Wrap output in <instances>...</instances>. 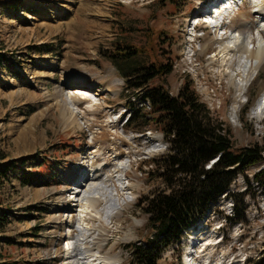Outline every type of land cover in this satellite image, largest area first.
Instances as JSON below:
<instances>
[{"label":"rangeland","instance_id":"374dc122","mask_svg":"<svg viewBox=\"0 0 264 264\" xmlns=\"http://www.w3.org/2000/svg\"><path fill=\"white\" fill-rule=\"evenodd\" d=\"M176 2L0 0V264H82V243L96 247L86 264H133L129 246L156 239L141 200L166 188L158 166L168 144L143 99L145 89L134 86L143 81L137 77L141 69L132 72L133 86L119 70L112 55L117 43L144 47L160 35V45L163 39L166 43L145 64L157 59L172 62L173 69L145 87L162 85L176 95L189 80L214 118L231 129L236 146H264V115L253 113L264 70L249 84L247 97L236 99L227 65L202 49L207 35L224 30L201 24L196 28L201 36L191 34L193 22L203 18L199 10L203 5L209 10L213 2ZM251 6L252 0L242 2L232 30ZM247 28L244 33L255 32ZM114 78L121 83L112 88ZM76 88L99 93L97 101L80 97L82 128L64 121L59 105ZM25 134L30 142L23 146ZM13 160L17 167L8 168ZM263 166L254 164L239 174L229 190L241 192L237 204L221 195L181 244L162 251L158 264H186L195 246L205 250L204 261L213 254L214 264H247L258 256L264 247V188L252 178ZM23 170L28 184H22ZM107 172L119 185L122 202L112 201L111 209L105 201L82 208L79 190L96 182L93 190L101 191L99 180ZM94 174L100 178L92 179Z\"/></svg>","mask_w":264,"mask_h":264},{"label":"trees","instance_id":"16d2710c","mask_svg":"<svg viewBox=\"0 0 264 264\" xmlns=\"http://www.w3.org/2000/svg\"><path fill=\"white\" fill-rule=\"evenodd\" d=\"M168 2L177 3L176 0ZM19 6V3L15 4V7ZM159 38L160 35L151 37L150 44L144 47L127 42L117 43L112 54L130 86H133L132 72L141 69L137 77L143 81L134 86L145 89L143 99L150 103L153 120L160 123L168 144L158 166L166 188L141 200L148 215V226L157 237L145 246L136 242L129 246L133 264H158L162 251L171 245L181 244L184 233L206 216L210 204L218 201L221 195L226 193L236 202L241 192L229 191L235 178L250 166L264 162V146L258 143L236 146L231 129L214 118L191 81H186L176 95L162 85L145 87L154 78L164 76L173 69L172 62L157 59L145 64V58L157 57L159 49L166 43L163 39L160 45ZM128 103L132 109L133 102ZM134 118L135 111H132L127 120L131 122ZM13 161L8 168L17 167ZM27 174L24 170L22 184L30 183ZM252 181L264 188V166ZM247 264H264V247L258 256L249 257Z\"/></svg>","mask_w":264,"mask_h":264},{"label":"bare ground","instance_id":"6f19581e","mask_svg":"<svg viewBox=\"0 0 264 264\" xmlns=\"http://www.w3.org/2000/svg\"><path fill=\"white\" fill-rule=\"evenodd\" d=\"M54 1V0H49ZM213 1V0H211ZM253 6H251V11L249 15L242 16L240 19V23L236 30H232L230 25L225 28V30L220 34V36H206V43L203 45L202 49L206 50L209 53H213L214 57L213 61H218L222 63V65H227V72L231 78V82L237 86L238 95L236 99L240 97H247V89L251 85L252 82L256 81L259 77L260 70H264V0H253ZM232 4L224 5L222 8L226 9ZM239 10V8H238ZM235 11L233 15H237ZM202 9L199 10V12ZM227 14H231V12H226ZM252 28V31L249 34L244 33L243 30ZM216 57V58H215ZM81 77V76H80ZM238 79V80H237ZM73 81H75L73 79ZM81 80H77L75 82H80ZM118 78L112 79V88L117 87L121 82ZM261 81V80H260ZM73 83V82H72ZM261 97L258 99L256 103V107L253 109L254 115L261 114L264 115V80L261 82ZM79 84H82L80 82ZM250 84V85H249ZM72 85V84H71ZM69 89L67 95H61L62 98L59 100V105L61 107L62 119L67 121L68 124H72L74 127H81L80 113H84V111L80 110L79 101L81 98L91 99L93 97V101H97V96L99 93H92L94 95H89L86 92V89ZM80 90L81 92H78ZM108 90H113L109 89ZM79 94V95H78ZM95 96V98H94ZM81 97V98H80ZM88 108V107H87ZM86 110V109H85ZM82 128V127H81ZM30 142L29 135L25 134L23 139V146L28 145ZM109 171V170H108ZM111 174V173H110ZM108 172L106 175H102V189L101 191H94V186L96 182H88L84 190H79V193L82 197L79 199L82 202V208L88 210L90 203L92 206H96L100 202H108L107 208L112 206V201L114 202H122L119 197V185L115 182L113 176H111ZM101 174L92 175L93 178H100ZM94 179V180H95ZM117 182L123 184V179L119 177ZM98 187V186H97ZM116 202V203H117ZM124 203V202H123ZM111 209V208H110ZM109 209V210H110ZM84 212V211H83ZM106 212V211H105ZM110 215V214H106ZM87 215L83 214L82 218L86 219ZM107 216V217H108ZM82 235L79 236V242H82ZM84 237V236H83ZM72 246V245H71ZM202 246V245H201ZM208 244H204V249L207 248ZM76 247V246H75ZM72 247H70L71 249ZM74 248V246H73ZM96 249L95 244L86 245L82 243L79 244V254L82 256L80 258V263L86 264L85 259L89 257L95 256L90 252H93V249ZM69 249V250H70ZM94 249V250H95ZM205 250L202 252L204 253ZM198 252V251H197ZM90 253V255H88ZM203 253H189L186 257V264H196L198 258H202L204 256ZM88 255V256H87ZM206 255V254H205ZM87 256V257H86ZM96 259L100 260V258ZM103 262V260H101ZM100 261V262H101Z\"/></svg>","mask_w":264,"mask_h":264},{"label":"built area","instance_id":"2783aa9c","mask_svg":"<svg viewBox=\"0 0 264 264\" xmlns=\"http://www.w3.org/2000/svg\"><path fill=\"white\" fill-rule=\"evenodd\" d=\"M2 212V211H1Z\"/></svg>","mask_w":264,"mask_h":264}]
</instances>
